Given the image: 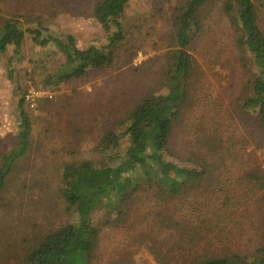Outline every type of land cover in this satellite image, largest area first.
I'll return each mask as SVG.
<instances>
[{
    "label": "rangeland",
    "instance_id": "obj_1",
    "mask_svg": "<svg viewBox=\"0 0 264 264\" xmlns=\"http://www.w3.org/2000/svg\"><path fill=\"white\" fill-rule=\"evenodd\" d=\"M95 1L0 0V21L15 15L24 26L41 25L55 37L72 34L80 48L102 46L107 43V33L92 16ZM178 2L128 0L122 17L126 40L113 48L110 62L58 87H40L42 78L63 61L53 47L38 46L28 37L18 57L11 60V52L0 54V154L18 144L16 107L21 93L16 86L25 93L31 89L46 92L36 108L25 105L31 121L30 146L14 163L0 190V264H25L22 256L48 229L72 221L60 191L61 168L83 159L102 161L103 156L94 150L100 136L115 126L138 95L157 92L162 75L176 54L172 14ZM220 5L221 2L203 9L205 32L192 51L191 109L182 114L183 125L176 126L173 137L179 144L194 143L201 134L199 124L203 128L215 123L233 124L240 135L237 140L241 141L236 140L234 151L238 158L233 166L219 164L216 168L218 153L216 157L208 156V161L215 165L214 174L229 182L227 186L237 184L239 188L244 172L258 168L264 175V135L255 115L240 111L237 100L242 91L236 81L250 73L241 69L235 58L231 59L235 56L231 54ZM255 5L264 30V0H255ZM232 66L238 75L236 81L228 70ZM10 69L12 80L8 76ZM126 143L123 140L118 150H123ZM193 193L180 197L177 209L184 201H193ZM149 194L137 190L125 205L124 219L116 207L94 210L92 220L100 228V235L93 264H157L155 249L167 257L168 264H194L204 254H250L264 240L258 192L249 204L237 194L240 204L234 215L219 228L212 226V232L206 230L205 238L197 239L200 234L192 229L175 241L173 237L181 231L173 233L170 241L165 240L170 230H155V213L166 207L154 206ZM182 214L183 211L178 218Z\"/></svg>",
    "mask_w": 264,
    "mask_h": 264
},
{
    "label": "trees",
    "instance_id": "obj_2",
    "mask_svg": "<svg viewBox=\"0 0 264 264\" xmlns=\"http://www.w3.org/2000/svg\"><path fill=\"white\" fill-rule=\"evenodd\" d=\"M219 2L231 54L235 56L231 59L235 58L239 67L250 73L236 81L235 67L228 69L242 91L237 100L240 111L255 115L264 135V30L259 23L255 0H179L172 14L176 54L174 62L168 64V70L162 75L159 89L156 93L138 95L115 126L100 136L94 150L103 156L102 161L95 163L83 159L62 166L60 191L72 221L48 229L22 256L25 264H93L100 228L93 222L92 213L99 207H116L124 219L127 214L125 205L139 189L151 193L149 196L154 199V206L165 205V210L155 213V230H170L165 240L172 241L177 230L181 233L173 240L177 237L183 239L184 232L192 229L200 234L197 239L205 238L206 230L212 232L213 227L219 228L234 215L240 204L237 194L249 204L256 192L259 193L257 200L261 203L264 230V175L261 170L255 168L244 172L239 178V188H236L237 184L229 187L226 179L214 174L215 165L208 161V156L216 157L218 153L216 168L219 164L226 168L233 166L238 158L234 151L236 140L240 139L235 126L215 123L213 127L203 128V124H199L197 129L201 134L198 133L194 143L180 142V145L173 137L176 126L183 125L182 114L191 109L192 51L205 32L203 9ZM127 4L128 0H96L93 3L92 16L107 33V43L102 46L91 44L80 48L72 34L55 37L46 33L47 29L41 25L35 28L24 26L15 15L5 18L0 21V54L11 52V60L18 57L29 37L38 46L53 47L63 56L62 63L42 78L41 88L58 87L86 76L97 67L108 64L113 48L125 42L127 33L122 17ZM8 76L13 79L11 69ZM16 90L21 93L16 107L18 144L9 152L0 154V190L14 163L30 146L31 121L23 96L25 91L18 86ZM123 140L127 142L126 147L118 150ZM190 192L195 199L184 201L180 210L177 209L178 199ZM181 211L184 214L178 218ZM155 251L153 255L157 264H168L167 257H163L159 250ZM194 262L264 264V240L250 254H204Z\"/></svg>",
    "mask_w": 264,
    "mask_h": 264
},
{
    "label": "built area",
    "instance_id": "obj_3",
    "mask_svg": "<svg viewBox=\"0 0 264 264\" xmlns=\"http://www.w3.org/2000/svg\"><path fill=\"white\" fill-rule=\"evenodd\" d=\"M141 57V54H140ZM46 92L39 89L28 90L24 95V100L27 106L31 109L36 108L37 101L45 96ZM49 94V93H48ZM48 96H51L50 94Z\"/></svg>",
    "mask_w": 264,
    "mask_h": 264
}]
</instances>
